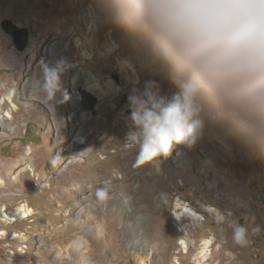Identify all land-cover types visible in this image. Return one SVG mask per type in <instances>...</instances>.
<instances>
[{
	"label": "rangeland",
	"instance_id": "rangeland-1",
	"mask_svg": "<svg viewBox=\"0 0 264 264\" xmlns=\"http://www.w3.org/2000/svg\"><path fill=\"white\" fill-rule=\"evenodd\" d=\"M89 3L90 0H0V179L4 183L0 187V264L82 263L75 247L66 248L75 238L76 228L69 225L68 229L59 232H50V228L65 221L67 209L75 202L81 204L84 197L92 196L89 181L74 192V183L90 175H100L101 179L96 181L100 194H114L131 213L130 217L128 213L119 214L114 208L107 210L101 202L100 211L111 224L108 237L113 239V245L105 249L103 239L90 236L91 245L85 249L92 264H106L109 259H114V264H196L199 248L178 245V241L186 236V229L175 216L177 198H181L183 205L190 207L195 216L199 214V218H206L199 223L201 226L192 224L191 227L189 240L195 239L198 247L209 230L219 227L216 216L219 213L226 219L227 229H231L232 219L249 229V243L239 246L240 258L229 264H264V158L249 155L235 144L224 149L218 146L215 138L204 137L207 151L196 153L198 166L183 178H174L160 164L158 170L150 164L136 166V152L123 148L129 130L126 120L130 112L128 95L133 88L144 87L141 78L146 82L155 81L156 75L160 82L156 85L162 94L171 97L176 89L142 61L130 42H127L124 55L119 49L115 57L100 54L92 41L86 39L96 21L88 10ZM42 14L48 20L47 25L54 29V37L48 49L40 50L39 45H35L38 36L35 20H40ZM6 18L29 30L24 49H18L13 37L2 27L1 22ZM47 25L43 26V31ZM77 27L80 28L78 32ZM111 28L114 27H103L104 35L97 43L100 47L115 41L109 35ZM63 58L72 65L62 77L68 99L63 100L58 94V99L63 102L55 104L54 114L53 106L31 98L25 92L32 87L34 79L41 76L43 63L52 65ZM123 59H128L139 69L138 83L137 79H129L120 67ZM130 72L133 73L132 69ZM93 75L98 80L91 79ZM96 83L109 90L106 99L100 101L88 88ZM80 87L87 88L97 97L93 110L86 108ZM11 91L14 95L9 97ZM12 115L14 124L10 122ZM3 121L8 123L5 129L1 127ZM14 125L17 130L13 129ZM85 132L90 136H85ZM64 139L66 142L61 151L57 144ZM75 139H78L80 151L58 166L57 154L59 151L66 153L68 145ZM85 143L89 146L81 152ZM29 146L32 155L29 154L28 163L36 169V176L45 175L46 183H43L45 186L36 185L34 176L30 188L24 190L13 184L20 169L11 170L10 166L28 156ZM174 153H177L176 149L166 160L171 161ZM202 158L211 161L210 169L200 168ZM191 176L198 178V182ZM137 189L147 198L141 203L142 207L134 203ZM68 192L72 195L68 196ZM25 204L35 210L26 220L13 218L4 211V208L16 209ZM142 204L150 206L145 208ZM207 210H211V214ZM136 214L142 220L141 228L134 230L128 222L131 223ZM185 220L190 223L188 217ZM5 229L11 236L1 238ZM143 230H147L146 238H150L151 232H161L163 241L133 248L134 236ZM45 231L48 234H44ZM230 240L234 243L232 234ZM158 243L163 247L157 246ZM137 253H142V260ZM215 256L213 260L217 262Z\"/></svg>",
	"mask_w": 264,
	"mask_h": 264
},
{
	"label": "clouds",
	"instance_id": "clouds-1",
	"mask_svg": "<svg viewBox=\"0 0 264 264\" xmlns=\"http://www.w3.org/2000/svg\"><path fill=\"white\" fill-rule=\"evenodd\" d=\"M88 10L176 89L169 97L147 81L128 95L123 148L136 152V166L158 170L160 158L206 134L264 158V0H90ZM71 67L43 63L34 93L53 107L68 99L62 77ZM229 226L236 245L249 243L245 225Z\"/></svg>",
	"mask_w": 264,
	"mask_h": 264
},
{
	"label": "bare ground",
	"instance_id": "bare-ground-1",
	"mask_svg": "<svg viewBox=\"0 0 264 264\" xmlns=\"http://www.w3.org/2000/svg\"><path fill=\"white\" fill-rule=\"evenodd\" d=\"M45 14H46V12H45ZM47 23H48V20L46 17H43V14L41 15L40 20H35V27L38 31V36L35 39V45H37V46L39 45L38 48L40 50H42L43 48L48 49V47L52 43V40L54 37V29L52 27L48 26ZM78 24L79 23H77V26H78ZM99 24L100 23L98 21H95L94 25L90 29L92 31V33H90V31H89L90 34L88 33L86 35V39L90 42L92 41L91 43H93L95 45V48H97V51L100 54L115 57L116 56L115 53L118 49L121 50L122 55L126 54V51L128 48L127 42H129V39L117 28H111L109 30L110 37L115 39V41L113 43L108 42L106 44H103V46H101V47L99 46V44H97V43H99L100 38L103 37V35H104L103 27H106V25L100 26ZM45 25H47L48 28H46V30L43 31L42 28ZM75 30H76V32H78V31H80V28L77 27V29H75ZM118 34L121 35V39H118V36H119ZM122 42H125V43L122 44ZM89 55L90 54H87V56H89ZM120 67L122 68V70L124 72H126L127 77L129 79H131V78L137 79V76L139 78H141L140 73L138 71L139 69L137 68V66L133 65L128 59L120 60ZM130 69H132V71H133L132 74L130 72ZM156 74L154 72L152 73L153 76H155ZM91 79H93L94 81L98 80V78L95 75L91 76ZM153 80L157 81V75L153 78ZM141 82L144 85L146 81L145 80L143 81L141 78ZM156 83L160 84V82H158V81ZM88 88L90 90L94 91L98 95L100 101L103 99H106L109 96V93H108L109 90H105L103 87L99 86L97 83L95 85L88 86ZM111 90H113V89H110V91ZM25 94L30 96L31 98L38 99V100L45 102L43 100V98L39 97L38 95H36L34 93L32 87L31 88L28 87V91H26ZM13 95H14V91L9 92V97H12ZM28 108H30V106H28ZM55 108H56V105H54V111H53L54 114H55ZM10 119H11L10 122H12L14 124L13 115L11 116ZM7 125H8V123L6 121H3L1 123V127L4 129ZM17 125L13 126L14 130H17ZM85 136L88 137L90 135L88 133H86ZM205 138H214V137L210 134H206ZM65 140L66 139L62 140V142H58V144H57L61 151L64 148L63 146L66 142ZM77 140L78 139H75L74 141H72L68 145L66 153L62 154L61 151H59V153L57 154V157H56L58 166H60L59 163L61 161H65V159L68 156L74 154L76 151L77 152L80 151L79 143ZM88 146H89V143H85L84 146L81 148V152L84 151ZM218 146L222 147L224 149H227V148H230L232 145L231 144H225V143L218 141ZM28 148H29V151L27 152L28 156L26 155V156L19 158L12 166H10L11 170H17V169L19 170L20 169L17 177H15L16 179L13 181V184L15 187H20L24 190H25V188H30V186L33 182V177L36 176L35 175L36 169L33 167L32 164L28 163L29 154L32 155L31 147L29 146ZM176 150H177V152L182 150L183 154L177 155V153L176 154L174 153V157H172L171 161H167L166 159L161 158L160 165H161L162 169L167 170L170 173V175H172L174 178H176V177L183 178L184 176L188 175V173L191 170H195L194 168L196 166H198V164L196 163V158H197L196 153L199 150L202 151L203 153H205L207 151V144L202 139L198 144H196L192 148H185L183 146H178V148ZM175 156H177V157H175ZM83 160H85V159L83 158ZM201 161L202 162H201V164H199V166L202 170L203 169H206V170L210 169L209 167H211V161H209L208 159H203V158L201 159ZM66 167H68V166L66 165ZM90 176L91 177L78 179L77 182L74 183V185H75L74 192L77 193L81 187H85L86 181H89L91 183L90 184V190L93 191L92 196L84 197V200L81 204H78L75 202L73 207L67 209V211L65 213V217H64L65 221L56 225V226L52 224L53 226L50 228L51 229L50 232H59V231L64 230V229H68L69 225L74 226L76 228L77 234L75 235V238L72 240V242L66 246V248L68 250H70V248L75 247L78 250V252H79L78 255L83 260V262L80 264H92L88 259L89 256H87V254H86L87 252L85 249L86 247L89 248V245H91L90 236L94 235L98 238L103 239V247L104 248L105 247L109 248V246L113 245V242H112L113 239L108 237L110 235L109 232L111 230V224H109L107 219L105 217H103L102 212L100 211V205L102 203L104 204V207L107 210H112L114 208V210L117 211L119 214L122 215L123 213H125L127 215V213H128V215L131 217V215H130L131 213L129 211V208H127L125 205L122 204L121 199L115 197L114 194H112V195L107 194V193L106 194L105 193L100 194V192L97 191L99 185H97L96 181L101 179L100 175H97V176L90 175ZM191 179L194 181H197V182L199 180L198 178L193 177V176H191ZM34 181H36L35 183L38 186H40L41 184H42V186H45V184H43V183H46V177L44 174H38V176H36L34 178ZM109 182H110V184L113 182V177H111V180ZM3 184L4 183H3V180L1 178L0 179V187H2ZM110 184H109V186L112 185V184L111 185ZM208 186H209V184H208ZM139 194L141 195L140 189L139 190L137 189V191L135 193V198H134V203L137 206H139V205L141 206V203L143 202V200H147L146 195L138 196ZM71 195H72V193L68 192V196H71ZM89 197H92V198H89ZM96 197H97V199H96ZM93 198L96 200H92ZM147 203L150 204L149 202H147ZM149 206L150 205H145L144 207L147 208ZM4 211L8 215H12L13 218H18L20 220H26L33 213H35L34 208H31L30 206L27 207L26 204L19 206V208H16V209L8 210V208H4ZM211 212H212L211 210H207L208 214H211ZM194 213L195 212L190 207L183 205L181 198H177L176 203H175V216L178 220H180L184 223L185 229H186V233H185L186 236L185 237L183 236L180 239V241H178V245H181L185 248H188L190 246H192L193 249L199 248V251L196 253V257H195V261H194L196 264H226V263L229 264V263L234 262L236 259L238 260V258H240V256H241L237 252L239 245H236V244L231 242L230 237L232 234L231 233L232 230L227 229V227H226L227 225L225 224L226 219L224 217L220 216L219 213L216 215L217 216V223H218L219 227L216 229L209 230L208 233L206 232L207 234L201 240L200 247H198L199 246L198 242L195 239L189 240L190 232L192 229L191 228L192 224H199L201 222V220H206L205 217L199 218L198 217L199 214L197 216H195ZM132 217H133V220L131 221V223L128 222V224H130V225L132 224V228L134 230L141 228L140 227V223L142 220L141 217L138 216L137 214L135 216H132ZM185 217L186 218L188 217V220L190 221V223H188V221L185 220ZM46 233H47V231L44 232V234H46ZM139 233L140 234L136 235V237L134 236L133 243L131 245L133 248L139 249L140 247H145L146 245L155 244L156 241H159V240L163 241V235L160 234L161 232H158V233H152L151 232L150 236H149L150 238L145 237V234H147V230L146 231L143 230L142 232H139ZM1 234H2L1 238H8L9 236H11L10 232L6 229L3 230L1 232ZM20 235H26V233H20ZM161 245H159V243L157 244V246H161ZM83 246H84V249H82ZM161 247H163V246H161ZM57 248L61 249L60 247H57ZM216 253H218V256H215ZM141 254L137 253V256L139 259H141ZM214 256H215V258L218 257L217 262H215L213 260ZM80 258H79V260H80ZM113 261H114V259H109L106 262V264H114Z\"/></svg>",
	"mask_w": 264,
	"mask_h": 264
},
{
	"label": "water",
	"instance_id": "water-1",
	"mask_svg": "<svg viewBox=\"0 0 264 264\" xmlns=\"http://www.w3.org/2000/svg\"><path fill=\"white\" fill-rule=\"evenodd\" d=\"M4 30L13 37V41L18 49L22 50L27 46L29 30L27 27H21L13 22L11 19H4L1 22ZM85 102L87 109H94L97 104V97L92 94L87 88H79Z\"/></svg>",
	"mask_w": 264,
	"mask_h": 264
}]
</instances>
